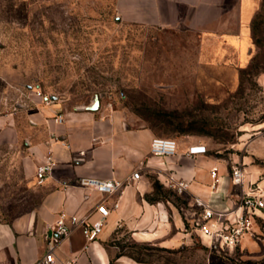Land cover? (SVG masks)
Here are the masks:
<instances>
[{
    "label": "rangeland",
    "instance_id": "rangeland-1",
    "mask_svg": "<svg viewBox=\"0 0 264 264\" xmlns=\"http://www.w3.org/2000/svg\"><path fill=\"white\" fill-rule=\"evenodd\" d=\"M253 30L251 60L240 67L215 38L123 20L114 0H0V220L41 198L34 177L39 158L30 149L40 130L22 111L38 89L71 110L97 97L155 136L204 142L203 153L213 157L231 161L245 153L238 144L264 123V13ZM12 117L15 131L7 126ZM149 180L152 198L176 194L163 176ZM120 236L118 254L141 261L264 264L240 253H211L195 233L191 246L179 248Z\"/></svg>",
    "mask_w": 264,
    "mask_h": 264
},
{
    "label": "crops",
    "instance_id": "crops-1",
    "mask_svg": "<svg viewBox=\"0 0 264 264\" xmlns=\"http://www.w3.org/2000/svg\"><path fill=\"white\" fill-rule=\"evenodd\" d=\"M114 5L129 22L193 30L215 38L223 52L236 55L235 63L240 67L251 60L254 21L264 13V0H114ZM27 99L23 115L40 130L30 149L40 162L51 148L57 163L40 184L38 203L13 219L0 220V264H32L39 259L47 249L49 227L61 214L70 224L72 216L79 222L71 224L73 231L56 248V264H160L118 254L116 241H120L121 233L164 247L191 246L193 233L201 242L196 227L200 215L194 205L196 196L208 200L215 210L241 212L237 208L239 199L257 187L264 189V123L254 132L245 133L251 139L238 144L246 148L245 153H234L231 161L204 153L188 155L191 146L206 145L196 140H179L175 156L161 157L151 153L154 131L136 125L125 109L108 108L97 97L88 106L73 110L60 100L45 104L35 91ZM59 114L64 118L61 123L55 119ZM12 119L6 124L15 131L16 118ZM236 162L245 169L241 184L231 181L230 164ZM214 167L219 174L216 189L211 186L210 171ZM137 169L140 178L129 179ZM150 174L165 180L171 175L184 178L190 181V190L151 201ZM82 177L120 179L125 185L113 194L102 195L81 186ZM103 199L110 214L98 238L88 242L82 221L92 224L100 218L96 207ZM256 213L255 234H245L236 249L222 255L264 258V208Z\"/></svg>",
    "mask_w": 264,
    "mask_h": 264
},
{
    "label": "built area",
    "instance_id": "built-area-1",
    "mask_svg": "<svg viewBox=\"0 0 264 264\" xmlns=\"http://www.w3.org/2000/svg\"><path fill=\"white\" fill-rule=\"evenodd\" d=\"M36 95L44 99L45 104L53 103V99L36 90ZM61 123L64 118L62 114L55 117ZM205 151L204 146H191L188 155H196ZM178 152V142L172 137L155 136L151 140V153L156 156H175ZM56 158L53 150L49 148L43 159L35 168L34 177L37 183L42 184L54 171ZM231 181L233 184H241L245 178V169L239 163H231ZM212 177V188L216 189L219 183L218 169L214 167L210 171ZM141 176L140 170H134L129 179L138 180ZM177 194H183L190 190V181L184 178L169 176L166 179ZM81 186L99 192L102 195L115 193L125 185L120 179H100L94 177H82L79 180ZM264 189L257 187L251 193H245L238 201V207L242 211L215 210L210 202L200 196L194 198V205L200 210L199 220L196 222L197 231L201 242L211 253L227 254L230 250L236 249L245 234L254 235L253 230L257 209L264 208ZM118 204H115L117 207ZM97 211L100 213L92 224L84 223V233L88 242L98 238L103 230L105 222L110 214L104 199L97 204ZM78 219L71 217V224L78 223ZM68 223L66 215L61 214L56 221L50 225V234L47 236V249L45 253L32 264H56L57 257L55 250L58 245L73 231V226ZM67 264H71L68 262Z\"/></svg>",
    "mask_w": 264,
    "mask_h": 264
},
{
    "label": "trees",
    "instance_id": "trees-1",
    "mask_svg": "<svg viewBox=\"0 0 264 264\" xmlns=\"http://www.w3.org/2000/svg\"><path fill=\"white\" fill-rule=\"evenodd\" d=\"M152 129V128H151ZM151 201H155L158 198H149ZM217 254V253H216ZM220 255V254H219Z\"/></svg>",
    "mask_w": 264,
    "mask_h": 264
},
{
    "label": "water",
    "instance_id": "water-1",
    "mask_svg": "<svg viewBox=\"0 0 264 264\" xmlns=\"http://www.w3.org/2000/svg\"><path fill=\"white\" fill-rule=\"evenodd\" d=\"M97 102H98V101H97ZM94 107H95V106H94ZM94 107H93V108H94Z\"/></svg>",
    "mask_w": 264,
    "mask_h": 264
}]
</instances>
